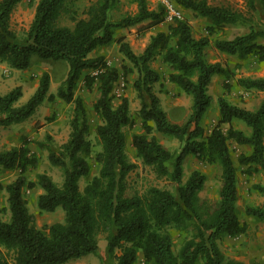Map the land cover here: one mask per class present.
<instances>
[{
    "label": "trees",
    "instance_id": "1",
    "mask_svg": "<svg viewBox=\"0 0 264 264\" xmlns=\"http://www.w3.org/2000/svg\"><path fill=\"white\" fill-rule=\"evenodd\" d=\"M21 1L0 0V62L11 69L25 70L36 56L42 60H64L69 70L56 94H49L48 72L43 73L36 91L20 106L16 103L22 96L21 86L0 94V126L22 123L45 100L55 98L73 104V115L68 139L49 153L50 163L63 172L60 185L45 172L38 173L36 181L28 180L25 173L38 167V158L26 143L0 151V171L19 170L13 181L6 185L0 182V190L7 193L10 212L9 220L0 219V264H11L3 249L12 253L14 264H66L89 254L98 255L101 233H106L107 255L114 264H135L139 253L146 263L153 264H246L226 256L218 239L237 238L247 231V224L237 212L238 172L229 141L249 148L238 156L239 165L246 166L248 175L264 173V99L251 110L219 97L218 124L205 135L202 122L211 106L208 87L212 77L233 75L221 62L208 61L206 50L211 44L210 35L226 26H248V32L215 40L213 45L239 59L253 56L264 61V28H257L251 17L228 6L211 5L207 0H171L182 11L209 19L208 35L195 37L186 18L176 19L169 31L151 36L144 51L136 54L123 37L116 36V31L146 21L158 25L165 19V7L150 9L147 0H134L137 12L114 20L112 12L121 0H95L83 18L77 16L75 0H39L31 25L19 41L10 20ZM248 4L253 12H259L254 0H248ZM261 5L264 10V0ZM66 15L73 27L60 25ZM111 43L120 45V51L138 72L133 87L140 99L139 117L144 133L132 136L136 156L158 179L177 184L176 195L158 186H151L144 193L128 192L127 177L137 167L127 154L124 130L133 124L130 102L123 96L117 105L113 104L112 92L120 71L110 66L103 55H91ZM156 57L170 67L169 82L192 97L191 114L182 124L169 120L154 92V85L161 79L150 64ZM90 70L97 73H88ZM80 80L88 89L97 86L93 110L100 122L95 126L89 121L84 98L75 93ZM235 83L246 91H264V76L238 77ZM230 87L225 84L226 89ZM235 121L244 122L250 132L235 128ZM222 124L228 125L226 131ZM154 131L181 141L179 154L175 156ZM92 132L100 146L97 150L91 140ZM189 155L219 167L220 184L215 199L200 196L207 182L206 173L193 170L185 174L184 160ZM92 160L98 167L97 174L81 188V178L92 171ZM37 185L43 190L37 197L40 212L62 207L64 221L45 229L35 226L24 189ZM253 189L264 195V184L256 183ZM245 214L264 221V205H248ZM173 231L186 234L178 253L173 249Z\"/></svg>",
    "mask_w": 264,
    "mask_h": 264
},
{
    "label": "rangeland",
    "instance_id": "2",
    "mask_svg": "<svg viewBox=\"0 0 264 264\" xmlns=\"http://www.w3.org/2000/svg\"><path fill=\"white\" fill-rule=\"evenodd\" d=\"M23 1V0H22ZM39 0H24L22 4L18 5L12 15H11V28L17 33L19 37V41H22L25 37L26 31H28L31 22L35 13V5H37ZM95 0H75V8L77 10L78 18L86 17V9L88 6ZM211 5H223L233 8L234 10H238L246 14L248 17H251L254 24L257 28H264V10L261 5V0H254L255 4L258 7L259 12H253L249 8L248 0H207ZM150 9H159V7H164V3L162 0H147ZM182 11V10H181ZM137 12V3L134 0H121L118 7L112 12V18L117 20L125 15L134 14ZM183 18H186L191 26L192 34L195 37H201L208 35L207 26L211 24L209 19L203 17H195L192 13H186L182 11ZM175 21V20H174ZM174 21H164L158 25L152 26L150 21L143 22L141 24L118 29L117 37H124L128 39V44L131 49L136 54H141L146 48L149 41L146 40L149 38L151 33L156 34L159 31H169L171 25H173ZM60 25L71 26L73 27L74 23L70 20L69 15L63 16L60 19ZM249 31L248 26H226L221 32H216L210 35L211 44L207 48V59L211 62H221L225 67L229 68L233 75L231 78H225L224 76H218L217 83L214 87L208 90V93L212 95L211 97L214 100H218L219 97L225 96L226 98L236 99L237 103H235L239 107L247 108L254 110L260 106L261 94L258 92H250L249 94H245L243 91L245 89L238 87L236 85V79L238 77H260L264 76V61H259L256 57L248 56L243 59H239L237 56H223L220 54L213 43L218 39H230L239 34H244ZM117 35V34H116ZM153 36V35H152ZM151 38V37H150ZM261 42L264 44V38L261 39ZM110 48L108 49L105 59L110 66L116 67L121 74L120 79L116 82L114 89H122L124 91H131L134 93V99L130 101V111L133 119V124L131 126L125 127V132L127 134V154L129 159L132 162H135L137 167L134 171L130 172L127 177V188L129 193L138 192L144 193L151 186H158L163 188L170 189L175 195L177 194L178 185L172 184L168 179H158L155 174L151 171L150 168L145 167L142 162L137 158L136 151L132 144V136L135 133H144L142 129V122L139 117V109H140V99L137 96V92L133 87V82L138 76V72L136 68L133 67V64L127 59V57L120 51V45L118 43H111ZM99 50L94 52L93 55H98ZM1 63V62H0ZM6 64V63H3ZM151 66L155 70H157L161 76L162 81L166 79L169 72H171L170 67L162 61L161 57H156L151 61ZM7 65V64H6ZM69 70V65L64 60H42L38 57H33L31 61V65L29 67L28 72L32 74L30 77V81L39 77V82L43 73L48 72L50 75V92L54 91L55 84L60 83L67 76ZM22 75L28 78L26 74H24L23 70H19ZM88 73L96 74V71L90 70ZM51 78L52 82H51ZM22 79V77L17 76V80ZM3 81V79H1ZM25 81V78H24ZM29 82V80H27ZM157 82L154 85L155 93H162L160 97L161 104L163 108L167 109V112L170 114V120L177 118L178 115L182 112L178 109L170 108V103L178 102L183 105H189L192 103V97L181 92L180 90H176V88L167 86L165 83L161 82V86ZM229 83L231 87L228 89L225 88V84ZM32 83H28L29 89H26L25 83L23 86L25 88V94L22 98L18 100L16 106H20L24 104L31 96H29V91L31 90ZM3 86V87H2ZM167 86V87H166ZM96 84L93 88L88 89L84 85V80H80L77 83L75 93L76 95H80L84 98V101L89 110V121L91 125L95 126L100 122L99 118L95 114L93 110V104L97 99L98 92L96 88ZM156 87V88H155ZM9 85H0V94L7 93V89ZM31 88V89H30ZM119 93V92H117ZM113 93V104L117 105V98H121L123 96H119L121 94ZM165 93V94H164ZM263 95V94H262ZM129 99V98H128ZM55 100V99H54ZM53 100V101H54ZM48 100H46L47 102ZM51 102V101H49ZM64 102V101H63ZM45 103V102H44ZM215 105V103H214ZM214 107V106H213ZM44 104L39 106L37 111L34 114V118L39 114L44 112ZM191 109V108H190ZM217 111L215 109H211L208 116L203 119L202 126L204 127L205 135H209L212 130L218 124V116ZM167 113V114H168ZM73 115V104H67L64 102V106L62 109V114L58 116L56 113H50L45 117L44 122L48 125L55 124L58 118L60 122H58L59 127H61V131L58 132L59 140L63 141L67 132L70 133V120ZM179 120H184L183 117H179ZM24 122V121H23ZM185 121H183L184 123ZM21 124V123H19ZM17 125V124H14ZM14 125L9 127L0 126V151H5L7 149L19 147L20 145L26 143H34L37 148V152L34 155L38 158V167L36 169L30 168L26 171V176L29 180H32L36 177L37 173L44 171L48 173L59 185L63 182V172L59 167H55L50 164L49 161V153L51 148L57 150V145L54 144L56 138L53 139V136L47 134L44 136V139L41 140H32L34 135H23L21 139L18 140V136L16 135V130H14ZM47 125V126H48ZM42 125L37 122L34 124V129L37 130ZM222 129L226 131L228 129L227 124L221 125ZM235 128H239L244 130L246 133L250 132V129L246 127L241 122L234 123ZM34 129L32 130L33 132ZM154 134L158 137L159 141L167 146L170 150H172L177 156L181 150L182 142L176 138L164 136L161 133L154 131ZM69 137V134H68ZM91 140L95 144V149H99L97 138L92 132ZM19 145V146H18ZM31 145V144H30ZM229 146L232 150L233 159L235 164L237 165L238 172V196H237V212L239 214L240 220L247 224V231L244 235L239 236L238 238H229V237H221L218 239V243L222 251L226 256L230 258H235L238 260L243 259L246 264H251L252 262L257 261L256 257L258 251H261L264 247V221H260L256 218L250 217L245 214V209L248 205H264V195L257 192L253 189V185L256 183L264 184V173L262 171L248 175L245 170L246 166L239 165L238 156L241 152H247L249 150L248 147L237 145L233 141H229ZM33 147V149H36ZM39 149V150H38ZM31 151V148H30ZM93 163V168L90 173L91 175L97 174L98 167ZM172 169V166H170ZM193 170H200L207 174V182L204 190L200 193L201 198L215 199L217 197V190L220 184L219 175L220 169L215 164H208L203 161H200L193 155H189L184 160V171L185 174L188 175ZM19 175V170H6L3 169L0 171V182L3 185L13 181ZM86 178H81L80 187L83 188L86 184ZM6 193V192H5ZM3 191H0V219L9 220L10 212L8 209V201H7V193L5 194ZM24 197L27 200V206L30 211L35 216V226L41 229L47 228L49 225L55 222H62L65 219V212L62 207H57V209L53 212H40L37 205V197L35 196V190H29L28 188L24 189ZM63 213V214H62ZM173 249L176 253L179 252L183 240L186 236L185 232L173 231ZM191 233V232H189ZM99 242V253L98 255H88L87 257L74 259L66 264H114V261L110 259L107 255L106 251V233H101L98 236ZM3 252L7 259L11 264H14L12 259V253H8L3 249ZM241 257V259H240ZM242 261V260H241ZM135 264H153L146 263L143 258L139 257Z\"/></svg>",
    "mask_w": 264,
    "mask_h": 264
},
{
    "label": "crops",
    "instance_id": "3",
    "mask_svg": "<svg viewBox=\"0 0 264 264\" xmlns=\"http://www.w3.org/2000/svg\"><path fill=\"white\" fill-rule=\"evenodd\" d=\"M24 1V0H23ZM23 1H21L18 5H20V4H22V2ZM17 5V6H18ZM36 6V5H35ZM186 13H189L190 14V12L189 11H185ZM69 27H71V26H69ZM116 36H118V31H116ZM152 35H154V33H151L150 34V36H149V38L146 40V42L147 41H149V39H150V37L152 36ZM124 38V37H123ZM124 41H127L128 42V39L127 38H124ZM110 46V44L109 45H106V46H104V47H102V48H100L99 49V53H98V55H103V56H106V53H107V51H108V49L110 48L109 47ZM98 51V50H97ZM218 51V50H217ZM96 52V51H95ZM220 54H223V56H229L228 54H225V53H222V52H220V51H218ZM94 53H92L91 55H93ZM28 70H29V68H27V69H25V70H23V72H24V74H26L27 76H28V78L27 77H25V75H22L21 73H19L20 71L19 70H15V69H11L8 65H6V64H3V63H0V85H9V88L6 90L7 91V93L11 90V89H13V88H15V87H17V86H21V88H22V96H21V98L23 97V95L25 94V88H24V86H23V83H25V85H26V89H29V87L30 86H28V83L30 82V83H32V85H31V87H32V89L31 90H28L29 91V96L31 95V94H33L35 91H36V89H37V87L39 86V77L38 78H36V79H34L33 81L31 80L30 81V77L32 76V74L30 73V72H28ZM170 73V72H169ZM160 74V73H159ZM169 75V74H168ZM17 76H20V77H22V79H19V80H17ZM160 76H161V74H160ZM218 76L219 75H215V76H213L212 77V80H211V82H210V84H209V87H208V90L210 89V88H212V87H214V85L217 83L216 81H217V79H218ZM24 78H25V81H24ZM1 79H3V81L1 80ZM52 79L53 78H51V82H52ZM65 79V78H64ZM27 80H29V82H27ZM159 84H160V86H161V82H163V83H165V85L167 84V86H169V88H171V87H174V88H176V90H180L181 92H182V90L177 86V85H175V84H173V83H171V82H169V80H168V76H166V79H165V82H164V80L162 81V76H161V79L159 80ZM59 85H60V83H56L55 84V88H54V91H52L51 93H49V94H56V92H57V89H58V87H59ZM166 86V87H167ZM3 87V86H2ZM50 87H51V84H50ZM156 88V87H155ZM49 92H50V88H49ZM117 93V92H119V93H117L118 95L119 94H121V95H119V96H124V97H127V98H129V102L130 101H132L133 99H134V93L131 91V93L129 92V91H124V90H122V89H117V91H115V90H113V93ZM245 94H249L250 92H258V93H260L261 94V101H260V103L262 102V100L264 99V91H246V90H244L243 91ZM6 94V93H5ZM5 94H2V95H5ZM162 93H156V95L159 97L160 95H161ZM165 94V93H164ZM263 94V95H262ZM212 96V95H211ZM225 97V96H224ZM160 98V97H159ZM212 98V97H211ZM229 102H231L232 104H235V103H237V100L234 98V99H231V98H226ZM117 100H118V103L120 102V98H117ZM45 102V103H44ZM43 102V104H44V106H45V108H44V112L43 113H39L35 118L33 117L34 116V114L31 116V117H29L27 120H25L24 122H22L21 124H17V125H14L15 127H13V128H15L14 130H16V131H14V132H16V135L18 136V140L19 139H21V137L23 136V135H30V134H32V135H34V137L32 138V140H41V139H44V136H46L47 134H50V135H52L53 136V139L54 138H56V140L54 141V144L55 145H57V148L56 149H58L67 139H68V132H67V135L65 136V139L63 140V141H58L59 140V135H56V134H58V132H60L61 131V127H59L58 125H56V124H58V122H60L59 121V119H61V118H58L57 120H56V122H55V124H50V125H48V124H46V125H44L45 124V122H44V119H45V117L46 116H48L50 113H56L58 116H60L61 114H62V109H63V106H64V102L61 100V99H59V98H55V100L54 101H51V102H49V101H47L46 102V100ZM214 103H215V105H214ZM162 105V104H161ZM236 105V104H235ZM191 106H192V103H190V101H189V105H183L182 103H178V102H173V103H170V108H174V109H178V110H180V111H182L179 115H178V117L177 118H175V119H173L172 120V122H175V123H179V124H182L183 123V121H186L188 118H189V116H190V114H191ZM214 106V107H213ZM163 107V106H162ZM215 109V110H218L217 111V116H218V119H219V107H218V100H214L213 98H212V101H211V106H210V108L208 109V111H207V113H206V115H205V117L206 116H208V114L210 113V110L211 109ZM165 111H166V113H168L167 112V109L166 108H163ZM167 116H168V118H170V114L168 113L167 114ZM179 117H183V119L184 120H179L180 118ZM204 117V118H205ZM141 119V118H140ZM170 120V119H169ZM37 122H39L42 126L39 128V129H37V130H35L34 129V124L35 123H37ZM141 122H142V119H141ZM236 122V121H235ZM234 122V123H235ZM237 122H241V123H243L244 125H245V123L244 122H242V121H237ZM149 124H151V125H153V123L152 122H149ZM48 125V126H47ZM246 126V125H245ZM247 127V126H246ZM34 129V131L35 132H33L32 130ZM140 133H142V131L140 132ZM20 141V140H19ZM232 141V140H231ZM234 142V141H233ZM31 144V145H30ZM28 143V147L29 148H31V153H35V152H37V148L35 147V145H34V143ZM19 146V145H18ZM33 147H35L36 149H33ZM39 150V149H38ZM51 150H54L53 148H51ZM37 154L39 155V153L37 152ZM51 164V163H50ZM39 173H44V171H42V172H39ZM38 174V173H37ZM48 174V173H47ZM37 176V175H36ZM90 176V175H89ZM85 177L86 178V180L88 181V180H90L94 175H91V177ZM29 180V179H28ZM37 180V178L35 177L34 179H32V180H30V181H36ZM25 188H28V187H25ZM32 189H34L35 190V196L36 197H38V195L39 194H41L42 192H43V190L37 185V186H35L34 188H32ZM31 188H28V191L29 190H32ZM0 191H3L4 193H5V191L4 190H0ZM6 194V193H5ZM39 209V208H38ZM63 214V213H62ZM253 218H255V217H253ZM238 238V237H237ZM258 254H260L258 257H256V260H257V262H260L261 264H264V247H263V249L261 250V251H258ZM89 255H91V254H89ZM88 255H86V256H83V257H87ZM82 257V258H83ZM139 257H141V258H143V254L142 253H139V256H138V258ZM240 259H241V257H240ZM242 261H243V259H241ZM244 262V261H243Z\"/></svg>",
    "mask_w": 264,
    "mask_h": 264
},
{
    "label": "built area",
    "instance_id": "4",
    "mask_svg": "<svg viewBox=\"0 0 264 264\" xmlns=\"http://www.w3.org/2000/svg\"><path fill=\"white\" fill-rule=\"evenodd\" d=\"M165 7V21L182 19V11L171 0H162Z\"/></svg>",
    "mask_w": 264,
    "mask_h": 264
}]
</instances>
